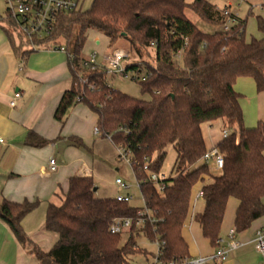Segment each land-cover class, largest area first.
<instances>
[{
  "label": "trees",
  "instance_id": "obj_1",
  "mask_svg": "<svg viewBox=\"0 0 264 264\" xmlns=\"http://www.w3.org/2000/svg\"><path fill=\"white\" fill-rule=\"evenodd\" d=\"M188 11L218 30L204 32L189 19ZM237 20L230 33L224 34L219 28L226 18L207 0L192 4L186 0H94L88 10L62 14L45 40L66 42L73 83L61 97L56 121L64 125L68 112L83 104L97 116L102 137L110 138L115 146H125L139 163L133 171L156 220L147 224L145 233L158 232L170 258L189 256L182 232L199 185L204 210L195 220L212 248L221 239L230 200L238 202V233L264 218V122L254 128L245 126L241 95L235 91L239 79L250 78L257 92H264V37L247 42L246 21ZM8 25L15 31L13 20ZM90 29L106 37L110 48L126 40L141 59L126 65V72L140 75L146 71L148 79L138 83L142 99L111 87L103 71L84 68L83 50ZM260 29L264 34L263 22ZM83 73L88 74L90 88L83 83ZM218 121L225 124L229 135L216 147L224 158L223 169L213 173L202 161L208 150L203 126ZM70 141L83 147L75 138ZM47 144L33 132L26 139L30 147ZM169 147L176 158L160 196L139 168L148 158L153 161L151 172H160ZM95 188L91 178H72L63 203L49 205L45 230L58 236L50 252L34 246L22 227L37 203L5 202L0 206V219L20 244L32 247L40 264H127L128 257L138 251L136 236L130 234L122 242L121 236L110 234V228L116 219H137L139 208L113 198L100 199Z\"/></svg>",
  "mask_w": 264,
  "mask_h": 264
},
{
  "label": "crops",
  "instance_id": "obj_2",
  "mask_svg": "<svg viewBox=\"0 0 264 264\" xmlns=\"http://www.w3.org/2000/svg\"><path fill=\"white\" fill-rule=\"evenodd\" d=\"M84 2L85 0L83 6ZM10 20L12 19L7 14L0 16V138L5 140V144L0 145V206L5 202L38 204L37 209L24 218L22 227L34 246L41 248L43 237H46L44 231L48 233L45 230V219L49 205L60 206L63 203L72 178H98L94 156L98 137L94 134V129L98 125V119L87 106L79 104L68 112L64 125L56 121L55 113L61 97L71 90L73 84L69 57L59 49L60 46H54L52 42L44 39L29 41L18 32L17 27L15 31L9 28ZM104 38L108 46L109 41ZM100 44L97 39L96 45ZM83 56L85 57L84 50ZM238 81H249L255 85L250 78ZM237 82L235 91L241 95L240 105L244 113L245 97L237 87ZM121 92L133 98H143L126 91ZM16 94L21 97L12 107L10 104ZM218 123L223 130L222 136L218 134L215 139V132H211L209 136L213 143L209 146L207 132L214 130ZM257 125L245 124L247 128ZM224 131L227 129L222 121L203 126L208 150L218 146L224 138ZM30 132L48 141V144L39 148L26 145ZM71 138L82 142L83 147L72 143ZM51 158H55L58 164L57 171L53 173L49 170ZM99 191L97 188V194ZM195 202L192 201L188 220L194 217ZM237 209L238 202L230 200L221 231L224 245L229 243V231L235 228ZM188 220L184 228L187 227ZM263 224L264 218L254 222L249 230L238 233L236 239L244 246L232 251L224 264H264V259L256 251L253 242ZM37 233L41 235L37 237ZM211 249L213 253L215 248ZM209 255L211 254L189 256ZM32 259L30 252L25 250L8 225L0 219V264H32Z\"/></svg>",
  "mask_w": 264,
  "mask_h": 264
},
{
  "label": "rangeland",
  "instance_id": "obj_3",
  "mask_svg": "<svg viewBox=\"0 0 264 264\" xmlns=\"http://www.w3.org/2000/svg\"><path fill=\"white\" fill-rule=\"evenodd\" d=\"M212 5L217 7L219 10H224L226 7L230 11L246 21L245 26V38L247 42H252L255 40H261L264 37L263 32L260 29V23H264V0H207ZM93 0H85L83 10H88L91 7ZM187 4H192L194 0H186ZM7 2L6 0H0V16L4 17L7 13ZM189 19L201 30L207 33H213L217 28L215 26L206 24L205 22L199 20L190 11H188ZM17 37V36H15ZM41 37L46 40L48 37L42 33ZM99 40L101 44L96 45V40ZM54 46H61L66 48V42L60 39ZM106 45L105 38L95 29H90L87 32V41L84 49V55L86 58L97 53V63L103 64L105 61V56L113 52L114 49H123L129 54V58L125 60L124 65H129L135 62H140L141 59L132 51L129 43L126 40H120L113 48ZM60 48V47H59ZM84 57V56H83ZM84 57V58H85ZM85 58V59H86ZM143 73H146L144 70ZM83 81L84 85L87 87L93 86L87 78ZM108 83L111 87L116 90L126 91L127 93L134 94L136 97H141L140 85L132 80H127L121 76L109 75L107 77ZM247 82V83H244ZM237 87L243 91V107H244V118L246 126H255L259 121L264 122V92L258 93L254 83L249 81H238ZM219 129V130H217ZM215 132V139L220 134L222 136V127L220 123L215 125L214 130H209L207 132V144L212 145V140L210 138V133ZM214 134V133H212ZM96 149L94 156L96 159V174L98 176L97 180H93L95 187L99 188L100 191L97 197L100 199L113 198L117 196H127L130 195L134 199L130 202V205L134 208H143L145 206L143 201V196L140 190L138 180L134 174V171L130 164L121 159L119 148L116 147L109 139H103L102 136L96 138ZM175 151L173 147H169L167 150V157L164 160L160 174L166 176V178L171 177L173 166L175 163ZM120 179L125 182L130 189L128 191H122L116 185V181ZM201 191V186L196 187L192 201L195 202L194 217L188 220L187 227L183 228L182 236L188 245V252L191 256H197L198 254H212V249L208 241L203 238L200 226L195 220V216L202 213L204 210V201L202 198H198ZM64 201V200H63ZM61 205V204H60ZM44 242L41 244V250L43 252H50L53 247L58 242V236L56 234L46 233ZM38 234V233H37ZM38 234L37 237H39ZM36 237V238H37ZM128 235H123L121 237L122 242L128 239ZM137 237V236H136ZM38 239V238H37ZM137 246L141 250L147 251L149 254H154L157 251L156 246L150 242L148 238L144 235H139L136 238ZM25 247L27 252H30V256L33 258L32 264H40L36 254L29 245H22ZM131 264H142L146 262L145 256L131 255L128 257Z\"/></svg>",
  "mask_w": 264,
  "mask_h": 264
},
{
  "label": "built area",
  "instance_id": "obj_4",
  "mask_svg": "<svg viewBox=\"0 0 264 264\" xmlns=\"http://www.w3.org/2000/svg\"><path fill=\"white\" fill-rule=\"evenodd\" d=\"M7 2V16L11 18L17 25L18 32L22 34L26 39L33 42L35 39L41 40V34L44 33L47 37L55 31L58 19L62 14H68L83 10V0H6ZM222 15L226 18V22L220 26L219 30L226 34L230 33L232 28L238 24V16L234 15L228 7L224 10H220ZM187 46V42H185ZM61 51L66 52L63 47L59 48ZM181 55V52L178 53ZM129 58V54L122 49H115L112 53L105 56L103 64L97 63V53L85 59L83 66L85 69L92 72L103 71L108 77L109 75L121 76L127 80L135 81L136 83H143L148 79L146 73L140 75L135 73H127L126 66L124 65L125 60ZM21 97L20 94L15 95V99L11 102V106L16 105V101ZM96 136H102L101 129L97 126L94 129ZM229 135L228 131H224L223 137L226 138ZM110 141L111 139L108 138ZM112 142V141H111ZM113 143V142H112ZM5 140L0 138V145H4ZM119 149L120 157L126 160L133 170L139 167V163L136 162L132 156L128 153L125 146H116ZM202 161L207 164L211 171L217 173L223 169L224 158L218 149L213 148L207 150L204 154ZM153 164L151 159L145 158L143 165L139 168L142 172L148 175L149 182L156 188L158 195L162 196L165 191L166 176L160 174V172L152 173L150 168ZM58 164L55 158H51L49 161L50 172H56ZM139 186H140V182ZM116 185L122 191H128L130 187L118 179ZM203 194L200 192L197 199L202 198ZM133 197L117 196L115 200L120 203H130L133 201ZM144 204L145 200L143 198ZM155 217L149 211L145 205L143 208H139L137 219L123 218L116 219L112 223L110 228V234L113 236H123L135 234L134 236L144 235L152 242L157 251L154 254H149L145 250L137 248L136 255L145 256L146 262L142 264H224L232 251H235L244 246V244L236 239L238 232L235 228L231 229L228 233L229 243L224 245L222 239L218 240L215 251L209 256L202 257H191L185 258H170L166 255L165 247L166 242L161 239L158 232L154 231L153 235L149 236L145 233L147 224H154ZM135 237V238H137ZM256 251L264 259V224L262 228L256 233L254 239ZM127 264H131V261L127 259Z\"/></svg>",
  "mask_w": 264,
  "mask_h": 264
},
{
  "label": "water",
  "instance_id": "obj_5",
  "mask_svg": "<svg viewBox=\"0 0 264 264\" xmlns=\"http://www.w3.org/2000/svg\"><path fill=\"white\" fill-rule=\"evenodd\" d=\"M94 192H97V188H95Z\"/></svg>",
  "mask_w": 264,
  "mask_h": 264
}]
</instances>
